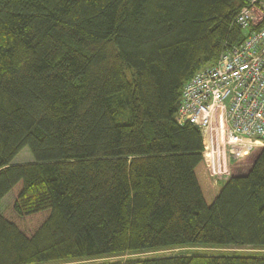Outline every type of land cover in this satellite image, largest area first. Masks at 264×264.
I'll use <instances>...</instances> for the list:
<instances>
[{
	"label": "trees",
	"instance_id": "obj_1",
	"mask_svg": "<svg viewBox=\"0 0 264 264\" xmlns=\"http://www.w3.org/2000/svg\"><path fill=\"white\" fill-rule=\"evenodd\" d=\"M242 3L0 0V264L264 249V147L247 173L215 180L200 131L175 118L186 81L245 38ZM24 148L33 161L14 164Z\"/></svg>",
	"mask_w": 264,
	"mask_h": 264
},
{
	"label": "built area",
	"instance_id": "obj_2",
	"mask_svg": "<svg viewBox=\"0 0 264 264\" xmlns=\"http://www.w3.org/2000/svg\"><path fill=\"white\" fill-rule=\"evenodd\" d=\"M242 2L234 25L245 38L186 81L175 115L180 125L200 131L203 160L215 180L264 147V0Z\"/></svg>",
	"mask_w": 264,
	"mask_h": 264
},
{
	"label": "rangeland",
	"instance_id": "obj_3",
	"mask_svg": "<svg viewBox=\"0 0 264 264\" xmlns=\"http://www.w3.org/2000/svg\"><path fill=\"white\" fill-rule=\"evenodd\" d=\"M259 148H255L251 154L247 157H245L244 159H241L239 161H234L232 166H231V170L235 171V173L237 174H245L247 173L250 165L255 161V158L259 152ZM31 161H33V157L30 154V151L28 148H24L18 155H16L14 157L13 163L14 164H23V163H30ZM11 199L7 198L5 200V203L7 204ZM199 252V253H204L206 252H215V251H220L223 253H227V252H234L236 254L238 253H249V252H254V253H260L263 252L264 253V249H253V248H226V249H210V248H204V249H200V248H182V250L179 249H171L170 251H160L158 253H138V254H125V255H120V256H116V257H105V258H101V259H94V261H88V260H84L83 262L81 261H60V262H50L49 264H103L105 262V264H116V263H125L128 260H133V259H138V258H143V257H147L149 255H160V254H166V255H170L171 253L173 254H182V252H186V253H193V252Z\"/></svg>",
	"mask_w": 264,
	"mask_h": 264
}]
</instances>
